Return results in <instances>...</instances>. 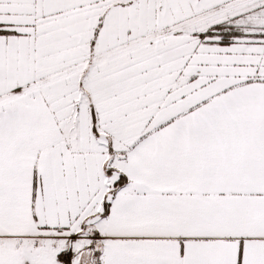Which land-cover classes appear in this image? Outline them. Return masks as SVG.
Wrapping results in <instances>:
<instances>
[{
    "label": "snow or ice",
    "instance_id": "obj_1",
    "mask_svg": "<svg viewBox=\"0 0 264 264\" xmlns=\"http://www.w3.org/2000/svg\"><path fill=\"white\" fill-rule=\"evenodd\" d=\"M0 264H264V0H0Z\"/></svg>",
    "mask_w": 264,
    "mask_h": 264
}]
</instances>
